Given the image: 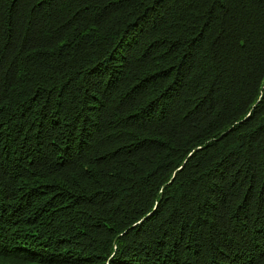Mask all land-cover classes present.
<instances>
[{
	"label": "trees",
	"instance_id": "1",
	"mask_svg": "<svg viewBox=\"0 0 264 264\" xmlns=\"http://www.w3.org/2000/svg\"><path fill=\"white\" fill-rule=\"evenodd\" d=\"M6 257L264 264V0H0Z\"/></svg>",
	"mask_w": 264,
	"mask_h": 264
},
{
	"label": "rangeland",
	"instance_id": "2",
	"mask_svg": "<svg viewBox=\"0 0 264 264\" xmlns=\"http://www.w3.org/2000/svg\"><path fill=\"white\" fill-rule=\"evenodd\" d=\"M108 75V74H107ZM0 260H6V261H16L15 259H13V258H10V257H6V258H0ZM23 263H25V262H23ZM32 263H37V264H40V263H38V262H36V261H32ZM43 264V263H42Z\"/></svg>",
	"mask_w": 264,
	"mask_h": 264
}]
</instances>
